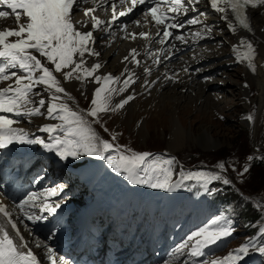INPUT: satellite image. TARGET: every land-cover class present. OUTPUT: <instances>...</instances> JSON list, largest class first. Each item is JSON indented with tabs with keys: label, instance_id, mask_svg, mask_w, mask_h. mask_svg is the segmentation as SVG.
Instances as JSON below:
<instances>
[{
	"label": "snow or ice",
	"instance_id": "obj_1",
	"mask_svg": "<svg viewBox=\"0 0 264 264\" xmlns=\"http://www.w3.org/2000/svg\"><path fill=\"white\" fill-rule=\"evenodd\" d=\"M87 2L88 0H0V6L6 5L7 9L11 10L10 12L0 11V18L11 17L16 25L15 28L0 30V83L14 80V83L0 88V113L12 114V117L44 115V113H41V108L46 104L45 99L41 98L38 102L31 99V95L35 94L33 92L35 86L45 85V91L50 93L51 100L54 102L60 99L58 93H63L71 99L65 88L61 86L60 80L53 75V71L61 72L62 69L72 66L71 71L63 73L64 80L76 79L83 82L86 77H92L101 68L99 63H94L90 67L86 66V54L88 56H98L99 53L90 47V45L95 44L93 31L83 32L77 27V24L81 27H87L88 22L75 20L76 13L83 11L85 16L90 17L92 29L104 30L100 27L104 22L92 15L96 11L95 8H81V5ZM121 2L124 3L125 0H121ZM127 2L129 4L127 10L120 11L119 16L131 13L137 5L145 4L146 0H127ZM199 2L200 0H151L154 6L148 8L145 15H151L157 26L163 25V37L167 38L172 36L169 29H180L185 23L179 21L176 16H169L168 13L179 15L183 10L186 14L188 9L185 8V3L191 5ZM208 2L216 12L224 14L223 19L227 20L229 15H233L239 25L248 30H251L250 18L246 15V9L249 6L252 8L264 6V0H208ZM162 5H167L168 13L158 14V10ZM229 9L231 12H229ZM112 12L113 20H115L117 16L115 4L112 5ZM186 23L194 25L200 23V20L199 17H196L187 20ZM229 28L234 32L236 31L231 23H229ZM208 31H211V29L209 28ZM157 35H160L159 30ZM140 36L145 39L148 38L145 33H140ZM194 36L200 38L201 33L197 32ZM11 37L16 39L11 40ZM174 39L184 41L185 38L182 35H175ZM160 42L165 43L166 41L162 39ZM240 44L246 46L248 51L240 57L238 62L248 61V66L254 70L252 60L255 56V49L246 40H241ZM233 51H237V49L234 48ZM34 53L39 55L37 56ZM131 55L134 59L135 50ZM41 58H45L49 64L54 65V69L43 63ZM11 69H17L18 71H10ZM185 70L187 71V69ZM74 73L77 74L74 75ZM94 80L96 83L102 82V86L94 92V98L91 102L93 107L88 113L94 118L98 117L100 112L116 111L123 108L133 98L127 97L116 105L111 104L113 92H123L130 83L135 82L131 76L123 81L124 87L118 90L115 88L109 89L108 87L110 83H119V79L113 78L111 75L95 76ZM33 103H38V106L28 107ZM57 107L56 103L49 104L46 115L48 119H59L62 123L46 125L40 129V131L49 134L51 142H46L39 137H29L23 129L13 127L19 123L18 120L0 114V149H6L13 143L39 145L45 151L54 153L60 160H67L69 157L78 158L81 153L89 156L94 155L102 160L107 159L108 163L117 171L127 172V178L133 184L150 182L152 180L150 173L159 171L163 179L157 176L155 182H151L150 186L171 190V170L170 168H161V162L158 159H154L151 164H148L149 153H133L131 156L119 153V149H114L111 143L100 139L85 124L83 117L72 111L67 104H60L59 113L54 115V113H57ZM248 119L251 120L252 117L249 116ZM109 151H116L118 156L106 157L105 153ZM162 163L171 165L173 161L163 160ZM220 167L223 169V164ZM138 169L143 171L145 175L140 176ZM247 170L245 168V172ZM196 175L198 179L204 177L203 173ZM191 177L192 174L190 173L189 178ZM208 179H220V177L212 176ZM224 183L227 184L229 181L224 180ZM56 194L57 189L53 188L40 195L55 196ZM36 199L37 194L31 193L27 196V199L18 205L24 215L33 221L45 219V217L31 215L25 211V206L33 204ZM60 206L59 202L49 203L47 199L39 205L40 210L47 212L49 216L56 215ZM0 214L8 218L7 225L11 228L10 232L5 225L0 224V264H42L38 254L34 253L25 242L17 223L11 219L12 214L3 206H0ZM232 232L233 229L228 223L221 224L219 219H213L209 225L197 230L188 237V240H192L193 237H200L191 246L188 255L194 258L204 256L203 249L205 247L230 237ZM36 246L40 247L41 245L38 243ZM185 247H188L187 242L182 244L177 251L180 252ZM250 251H258L261 255H264V247L254 248L249 241L230 252L219 262L203 261L202 264H239L250 254ZM47 254V258L52 264H56L51 247H47Z\"/></svg>",
	"mask_w": 264,
	"mask_h": 264
},
{
	"label": "rangeland",
	"instance_id": "obj_2",
	"mask_svg": "<svg viewBox=\"0 0 264 264\" xmlns=\"http://www.w3.org/2000/svg\"><path fill=\"white\" fill-rule=\"evenodd\" d=\"M214 20H212L213 23L223 26L224 29L222 30L225 34L224 38H226L225 43H222V45H225H221L219 48L230 54V50L235 45L230 39L233 36L232 32L229 28L224 27L219 22V19ZM258 33L260 35L264 34H262L260 29ZM107 65L108 67L115 66L114 56L108 57ZM242 68L243 65L239 64H227L215 70L210 69V67L205 68L206 71H210L213 74L210 75L211 77L208 74V80L204 79L203 81L202 79V81L227 92L226 94L221 92L219 96L214 97L215 102L218 103L220 101L218 103L219 112L208 110L202 114L199 113L195 108V104L191 103V100L196 98L195 91L186 93V100L178 105L179 108L175 112L179 122L182 121V126L187 130L191 128L195 136H197L200 126L207 127L209 130L208 137L214 139L216 142L215 147L209 142L204 146V143L196 141L195 136L192 134V140L187 144L184 143L182 149L174 150L172 153L167 151L170 134L173 132V130L171 131L173 119L168 114V109L163 102L147 100L148 97L146 98L145 94L155 84L147 87V84L143 82L144 80L139 82L141 84L137 83L139 84V91L133 93L134 97L137 95L135 100L137 99L136 101L142 103V105H139L137 114L130 118H125L126 113L122 111L123 108L116 111L100 112L96 118L88 115L93 107L90 94L75 95L78 99L77 106H73V109H71L83 117L85 124L89 125L100 139L111 143L113 148L119 149V153L128 156L133 153H149L148 164H151L154 159H158L161 162V168H170L172 173L170 184L172 187L171 190H166L170 200L174 198L173 191L176 189L177 184L183 179L193 178L201 180V183L206 180L212 183L218 182L222 185L221 188L210 195L211 198H217L218 203L208 202V197L205 194H201L195 195L197 198L191 204L187 198H192V195L190 189L187 188L178 190L176 203L184 202L183 207L186 210L190 209L203 218L219 219L221 224L228 223L232 228L235 224H239L241 228L250 225L255 227L254 229L259 228L261 225L263 231L264 141L262 142L261 140V134H264V119L257 122L259 135L255 139L250 127L245 123L248 120L251 123L254 119L255 108H253V104H250L248 99H245L238 92L237 86L242 85L244 88H249V99L257 94L254 89H251L248 77L245 76ZM141 90L142 92L140 93ZM44 92L48 94V91ZM120 101L122 100L116 101V104ZM173 104L174 102H172ZM131 114L129 113L128 115L131 116ZM249 116L252 117L251 120L248 119ZM59 122L62 123V121ZM142 128L143 131L138 132ZM141 132H143V135H141ZM206 141L203 140V142ZM86 156L88 157L89 155ZM94 157L96 156H89L88 160ZM163 160H172L173 163L165 165L162 163ZM221 164L224 166L223 169L220 167ZM245 168L248 169L246 172ZM190 173L192 174L191 178H189ZM198 173H203L204 177L198 179L196 175ZM150 175L152 180L149 183L155 182L157 176L163 179L159 171L150 173ZM71 176H73L72 173ZM212 176H219L220 179H208ZM224 180H228L229 183L225 184ZM232 187L235 190L231 189ZM206 202L209 203L208 206L202 205ZM182 217L188 218L185 213L182 214L180 209H177L172 216L178 223L182 220ZM247 238L248 236L246 235L245 239ZM243 239L242 237L241 241Z\"/></svg>",
	"mask_w": 264,
	"mask_h": 264
},
{
	"label": "bare ground",
	"instance_id": "obj_3",
	"mask_svg": "<svg viewBox=\"0 0 264 264\" xmlns=\"http://www.w3.org/2000/svg\"><path fill=\"white\" fill-rule=\"evenodd\" d=\"M186 8L188 9L187 13L183 15V19H179V21L185 22L183 24V30L186 31V35L190 34L191 32H197L198 29L203 31V29H211V33L209 34V40L210 45L203 47H200L196 49L195 51L189 52L188 54L184 56L176 55L174 59L170 60L175 54L180 53L182 49L188 48L191 44H187L183 47H178V42H176V39H174V36H172V45L169 44L168 41H166L162 48L163 51H167L165 58L159 59L160 68L158 72H155L153 68H150L147 60L144 62L143 68L146 69L145 73H141L140 77H146L148 76L151 81L155 82L157 80V83H155L154 87L150 89L149 92H147L146 98L147 100H158L160 103L163 102L165 104V107L168 109V114L172 116V122H171V131L173 132L170 134V142L168 143L167 151L172 153L174 150L182 149L184 143L187 144L189 141L192 140V129L189 130L185 129L181 122H179L177 118V113H175L178 108L179 104L184 102L186 100V93L187 92H196V98L191 100V103L195 104V108L199 113L207 112L208 110H215L219 112L218 103L215 102L214 97H217L222 92L223 94H226V90H222L218 87H212L208 85L207 82H203L201 78H199L200 73L205 72V68L210 67V69H219L220 66H226L227 64H231L234 62V59H225L223 56L224 54L229 55V53H225L220 47L222 43H225L226 38H224L225 34L222 29V25H215L213 26L210 22L209 15L216 14L221 18V21L224 25V27L229 28V23L233 24L236 28V31L234 32L233 36H231V41L233 43L237 44V51H233L236 54L237 59L239 60L240 57L245 54L248 49L246 46H243L240 44L241 40H246L248 43L252 44L253 48L255 49V56L252 60V64L254 66L253 68H250L248 66V61L241 62V65H243V71L245 73V76L248 77L249 85L251 86V89H254L256 92V96L253 98H248V92L249 88H244L242 85L237 86L238 92L244 96L245 99H248L250 104H253V108H255V112L253 110V116L254 119L251 121L248 120L245 123L250 127L251 132L254 134L255 139L258 138V120L264 119V6H258L256 8H253L249 10V15L251 18V26L250 31L251 35L250 37L246 36L242 31L239 30V28L233 23V20L231 19L230 15L228 16V19L225 20L222 18L224 14L216 12L215 10H209L206 7V4L204 1L200 0L199 3L194 4H187ZM192 5L196 6V9L198 13L192 17L196 18L199 17L200 23L197 24H188L186 23L187 20L192 19L189 17V14L192 11H195L192 9ZM222 6V5H221ZM0 11H8L10 12V9H7L6 5L0 6ZM204 11V15H202ZM83 15L80 12L76 13L75 17H82ZM136 18V21L139 22V26H134L133 29L137 32L141 30H148L154 28H151L150 23L148 21H143L141 18ZM16 25L13 22V19L11 17L9 18H0V30L3 28H15ZM261 30L263 35H260L258 33V30ZM174 32V31H173ZM228 33V32H227ZM174 35H182L180 32L175 31L173 33ZM98 38H100V35H98ZM11 40L16 39L15 37H11ZM105 40L103 39V42ZM151 46H156V50L158 51V46L160 43L158 41H154V39H151ZM155 42V43H154ZM143 41L139 40H117L115 43L110 44V46H102V45H95L94 48L96 52H98L100 55L94 58L93 56H86L87 65L91 66L94 63L101 64V68L93 74L92 77H86L83 82L76 79H70V80H64L63 73H66L68 71H71V67L64 68L61 70V72H55L53 71V75L56 76L58 80L61 82V86L65 88L68 95L71 97V99L68 98V96H65L63 93H58L57 95L60 96V99L58 101H52L50 93L47 96V102L49 104L56 103L58 105L57 108H59L60 104H67V106L71 109L73 106H77V96L75 95H87L90 94L92 99L94 98V92L98 87L102 86L101 83H96L94 80L95 76H108L111 75L113 78H118L119 83H110L108 85L109 89L115 88L120 89L124 87L123 81L127 80L129 78L128 73L129 71L134 70L133 68H130V65H126V63H120V60L123 59L126 55H128V49L130 48H139L143 45ZM154 44V45H153ZM109 45V44H108ZM225 45V44H223ZM222 45V46H223ZM175 47V48H173ZM170 48V49H169ZM37 56L38 53H34ZM231 54V51H230ZM114 56L115 60V66L108 67V57ZM149 56V55H148ZM223 58V59H222ZM222 59V60H221ZM42 62L47 64L50 68L54 69V65L49 64L45 58H41ZM208 61L207 66H204L202 64H199L200 62ZM222 61V62H221ZM110 66V65H109ZM156 68V67H155ZM187 69V71L185 70ZM209 69V68H208ZM127 70V71H126ZM10 71H16L15 69H11ZM163 72L164 74H161ZM134 73V72H133ZM167 73L170 74L172 77H168ZM210 73V72H209ZM77 73H74L76 75ZM217 74V73H216ZM215 74V75H216ZM223 74V73H221ZM39 75V73H37ZM128 76V77H127ZM214 76V75H213ZM219 76V75H218ZM211 77V76H210ZM216 78V77H215ZM219 78V77H218ZM217 78V79H218ZM210 79V78H209ZM216 79V80H217ZM173 80V81H172ZM144 82V81H143ZM153 82L148 83L146 86L152 85ZM14 83L13 81H4L3 83H0V87H7L9 84ZM141 84V83H139ZM139 84L132 85V83L129 84V86L126 88L125 91L120 92L116 91L112 93V101L111 104L115 105L119 99L123 100L127 97H133L129 100L127 104L124 105L122 111L126 113V117H132L137 114V109L139 105H142V103H138L134 97L133 93H137ZM145 85V84H144ZM223 85V84H222ZM40 86L45 85H38L37 88ZM221 87V86H220ZM145 88V87H144ZM135 91L133 92V90ZM143 90V89H142ZM140 91V93L142 92ZM222 90V91H221ZM54 91V90H53ZM217 93V94H215ZM149 95V96H147ZM89 97V95H88ZM86 98V97H85ZM188 98V97H187ZM33 101H35L34 98H31ZM190 99V98H189ZM172 102L174 104L172 105ZM154 103V102H153ZM156 103V102H155ZM159 103V104H160ZM157 104V103H156ZM37 105V104H36ZM36 105L30 104L28 107H37ZM171 105V106H170ZM42 109V108H41ZM73 109V108H72ZM71 109V110H72ZM79 109V108H78ZM159 109V108H158ZM221 112V111H220ZM132 113L131 116L128 114ZM174 113V114H173ZM160 116V115H159ZM25 122V121H24ZM47 122H39L37 119L32 122V124H24L21 123V128L26 131L30 137H39L41 139H44L46 142H51L50 136L46 132L40 131V129L44 126H46ZM143 131V128L140 129L138 132ZM209 130L207 127H201L199 128V132L197 136H195L196 141L200 143H204V146L209 143L213 145L216 144L214 139L208 137ZM141 135H143V132H141ZM185 138V140H184ZM200 138H202L200 140ZM203 140H207L206 142H203ZM261 140L264 141V134H261ZM30 147L33 149V151L37 153H43L47 152L43 148H41L39 145H30ZM50 153V152H49ZM52 157H55L57 160H59L58 157L54 155V153H50ZM80 157L82 159L86 158V154L81 153ZM26 168V167H25ZM34 172V170L32 171ZM170 243V241H169ZM178 259H181L178 257ZM172 260V259H171ZM165 262L166 264H169L170 261ZM178 264L176 259L174 258L173 262L171 264ZM188 262H181L179 264H187ZM197 264V262H196Z\"/></svg>",
	"mask_w": 264,
	"mask_h": 264
}]
</instances>
